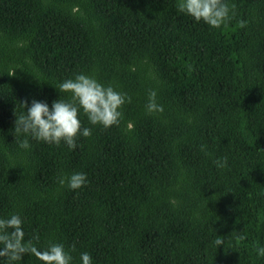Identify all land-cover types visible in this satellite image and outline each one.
Returning <instances> with one entry per match:
<instances>
[{
    "label": "trees",
    "instance_id": "16d2710c",
    "mask_svg": "<svg viewBox=\"0 0 264 264\" xmlns=\"http://www.w3.org/2000/svg\"><path fill=\"white\" fill-rule=\"evenodd\" d=\"M225 2L232 19L211 28L177 0H0V218L72 264H264V0ZM78 74L131 98L119 124L81 110L75 149L20 148V103L51 109ZM151 90L162 112H146ZM73 173L83 187L58 183Z\"/></svg>",
    "mask_w": 264,
    "mask_h": 264
},
{
    "label": "clouds",
    "instance_id": "9594fccd",
    "mask_svg": "<svg viewBox=\"0 0 264 264\" xmlns=\"http://www.w3.org/2000/svg\"><path fill=\"white\" fill-rule=\"evenodd\" d=\"M179 12L191 16L196 22H204L211 28H220L231 19L230 12L235 5L229 6L225 0H177ZM244 27V22H240ZM59 92L69 93L70 99H57L53 101L51 109L46 102L32 100L31 106L27 101L21 102L25 110L16 116L14 131L17 135L24 134L25 139L19 142V147L29 149L27 139L42 141L59 146L65 143L69 149L77 147L76 140L79 136L89 137L90 128H82L79 114L81 110L87 116L92 125H101L105 128L118 125L122 117L120 109L131 98L126 94L116 91L112 86L101 84L94 76L78 74L74 78L66 79L59 84ZM146 112H162L163 106L156 102V92L148 93V102L145 105ZM201 145V150H205ZM213 163L218 168L227 166V157L217 159ZM87 182L85 173H73L70 176H62L58 183L67 186L71 190L83 187ZM23 221L18 214H12L8 218H0V258H6L9 264L21 261L23 254L34 256L43 264H72L73 257L61 243H50L45 249H39L34 241L39 237L25 241L22 228ZM225 239L216 236V247L224 245ZM75 250V245L71 251ZM258 256H264V247L256 249ZM81 264H92V258L87 253L80 254Z\"/></svg>",
    "mask_w": 264,
    "mask_h": 264
}]
</instances>
